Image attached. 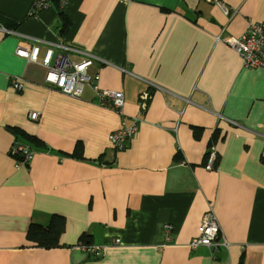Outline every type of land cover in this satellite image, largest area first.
Listing matches in <instances>:
<instances>
[{"label":"crops","instance_id":"crops-1","mask_svg":"<svg viewBox=\"0 0 264 264\" xmlns=\"http://www.w3.org/2000/svg\"><path fill=\"white\" fill-rule=\"evenodd\" d=\"M221 1L229 17L204 0H66L63 10L53 1L38 15L34 0H0V264H264V73L217 41L263 23L264 0ZM51 44L79 51L67 52L74 63L81 52L109 62L89 73L102 91L122 92V113L90 86L62 95L42 61L19 54L58 53ZM134 124L116 152L109 136ZM217 128L221 160L209 171ZM16 142L35 153L26 167L10 155ZM209 206L231 246L191 251ZM55 218L59 248L27 239ZM83 235L107 246L104 256L76 250Z\"/></svg>","mask_w":264,"mask_h":264},{"label":"built area","instance_id":"built-area-1","mask_svg":"<svg viewBox=\"0 0 264 264\" xmlns=\"http://www.w3.org/2000/svg\"><path fill=\"white\" fill-rule=\"evenodd\" d=\"M53 1L58 3L60 10H63L66 7V0H34L30 15H38L39 13L48 10L51 7ZM204 1L210 5L218 7L226 16H230V12L225 8L221 0ZM44 4H46V7ZM0 30L6 29L0 24ZM217 41L235 50L244 60L243 67L245 69L252 68L260 70L264 73V22L250 23L246 34L244 33L240 39L226 40L219 37ZM51 45L55 46V44ZM64 50L80 53L74 48L60 46L56 56V62L53 64L52 57L54 50L53 48L46 50L45 57L41 64L49 70L48 76L46 78L47 82L57 88L61 93L72 98H80L84 88L86 86H90L99 96L102 104H104L105 107L113 108L121 114L125 105L122 92L114 90L102 91V89L99 88L100 75L96 73L94 76H92L89 73V70L93 67L96 61L95 57L92 55L84 56V53L81 52L85 57L84 60H82L80 63H73L70 61L67 52ZM40 51V46L34 45L30 51L21 49L19 54L24 58H28L32 62L37 63L39 61ZM102 63L109 64L105 61H102ZM122 71L124 74L128 73L126 69ZM14 84L17 90L22 89V86L16 80L14 81ZM151 85L155 87L154 89L161 90L155 85ZM40 117L41 114L39 112H31L30 114V119L32 121H38ZM136 134H138V124H134L130 128H125L119 133L111 134L109 136V141L112 144L114 150H125L126 140ZM10 155L17 160V168H22L26 167L33 160L35 153L28 146L16 142L11 150ZM216 158V153L211 154L209 163L207 165L208 169L210 166L211 168L214 167ZM167 228L168 229H165L166 242L171 243L173 227ZM200 232L203 233V237L202 239L195 240V244L204 243L205 245H210L219 233H221L222 236V229L219 224L218 217L214 211V207H208L207 213L204 215L203 222L200 227ZM115 243L118 245L120 241L115 240ZM224 245L226 248H229L231 243L229 242V244ZM78 248L81 251L89 254L90 257L100 258L104 256L108 247L79 244Z\"/></svg>","mask_w":264,"mask_h":264},{"label":"trees","instance_id":"trees-1","mask_svg":"<svg viewBox=\"0 0 264 264\" xmlns=\"http://www.w3.org/2000/svg\"><path fill=\"white\" fill-rule=\"evenodd\" d=\"M199 1H203V0H199ZM208 5H210V4H208ZM65 25L69 26L70 24L67 21H65V22H63V27ZM239 57L241 58L240 55H239ZM241 60H242V65H243L244 60L242 58H241ZM246 69L254 71L252 68H246ZM234 127H236V126H234ZM197 131L200 132L201 130H197ZM221 133H223V132H220L219 128H217L215 130V132H214L213 136L211 137V140H210V142L208 144V147L210 148V150H209V152H207V154L205 155V158L203 159L202 165H206V163H207L208 159L210 158L211 154L216 153L217 158L215 160L214 167L211 168V166H210L209 169L207 168L209 171H214L215 169H217V167L219 165V162L221 160V157L219 155V150L217 148V145L219 146L221 144V142L224 140V138L220 135ZM198 136L200 138L201 134H199ZM115 151L116 152H123V150H120V149H115ZM75 156L77 158H81L82 157V148H78L77 147L76 152H75ZM177 161L183 163L184 162L183 157H181ZM214 211H215V209H214ZM203 218H204V216H203ZM203 218L201 219V222H200V224H199V226L197 228L196 236H194L190 240V242L188 244L189 250L196 251V250H199V249H207V250L208 249H214L216 251H219V250H221V248H224L225 250H227L228 248H226V246L224 244H229V241L227 239H225L223 236H221V233H219L216 236V238L212 241V243L210 245H205L204 243L203 244H195V240L202 239V237H203V233L200 232V227L202 225ZM167 227H173V226L171 224H167L164 227V229H168ZM63 231H64V221L62 219H60V218H55L53 223L50 226L46 227L45 229H43V228H41V227H39L37 225H34V224L31 225L29 230H28V233H27V239L29 241L33 240L34 243L37 244V246H39V247H41V248H43L45 250H53V249H57V248L60 247L59 246V238H60V235L63 233ZM85 237H86V235H83L81 237V239H80L82 241L81 243L84 242L85 245L92 246L91 244H86L85 243ZM78 247H79V244L76 246V250H79L80 252H83ZM83 253L86 254L87 256H89V254H87L85 252H83Z\"/></svg>","mask_w":264,"mask_h":264},{"label":"rangeland","instance_id":"rangeland-1","mask_svg":"<svg viewBox=\"0 0 264 264\" xmlns=\"http://www.w3.org/2000/svg\"><path fill=\"white\" fill-rule=\"evenodd\" d=\"M47 4V3H46ZM46 4H44L45 5V7H46ZM54 48L57 50V51H59V48H60V45H55L54 46ZM41 49V48H40ZM65 52H68L67 50H64ZM41 52V51H40ZM57 54L58 53H54L53 54V57H52V63L54 64L55 62H56V56H57ZM85 55H92L93 57H95V60H96V62H102V61H106V60H104L103 58H100L99 56H96V55H94V54H89V53H87V52H84V56ZM44 57L45 56H43L41 59H40V55H39V61H43V59H44ZM70 59V58H69ZM71 61V60H70ZM71 62H73V61H71ZM107 62V61H106ZM74 63V62H73ZM107 63H109V62H107ZM152 88V87H151ZM150 89V88H149ZM154 89V88H153ZM62 95H65V94H63V93H61ZM221 119V118H220ZM228 122V121H227Z\"/></svg>","mask_w":264,"mask_h":264}]
</instances>
